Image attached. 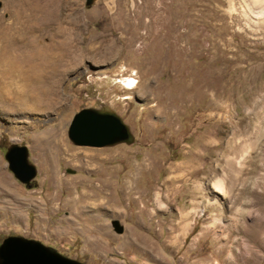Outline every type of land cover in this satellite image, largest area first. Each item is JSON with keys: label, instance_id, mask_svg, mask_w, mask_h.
I'll list each match as a JSON object with an SVG mask.
<instances>
[{"label": "rangeland", "instance_id": "rangeland-1", "mask_svg": "<svg viewBox=\"0 0 264 264\" xmlns=\"http://www.w3.org/2000/svg\"><path fill=\"white\" fill-rule=\"evenodd\" d=\"M9 1L0 33L15 21ZM44 1L56 16L42 13L47 24L22 41L49 44L61 25L74 62L51 105L31 110L34 86L19 81L24 103H0V240L34 239L84 264H264V25L249 26L238 0ZM102 106L133 141L73 144V113ZM50 133L62 147L43 141ZM11 143L36 168L28 187L7 168ZM65 147L96 154L99 171Z\"/></svg>", "mask_w": 264, "mask_h": 264}, {"label": "bare ground", "instance_id": "bare-ground-1", "mask_svg": "<svg viewBox=\"0 0 264 264\" xmlns=\"http://www.w3.org/2000/svg\"><path fill=\"white\" fill-rule=\"evenodd\" d=\"M48 1L50 0H46L44 3ZM11 2L15 5V8L11 10L13 14L12 16L15 19V25L12 23L13 25L8 26V30H4L3 28V30L6 31L5 33H0V103L2 105H6V103L12 104L11 100L15 99L24 103L22 100H25V95L19 94L20 92H15V88H12V85L14 83L17 84L16 81H19L26 87L31 88V86H34L31 91L28 89L29 92L25 93L28 95V99L30 97L35 99L31 104V110L41 107L44 108L55 101L53 95H57V89L54 84H56V80H59L56 78L63 74L64 70L70 68L74 62V59L72 60V58L75 55L71 50L72 39H70V30L67 32L63 26L60 25L58 30L53 34L52 40L49 44H42L34 39H30L24 43L22 40L26 38L24 35L26 34L25 29L27 27L28 29H31L38 25L39 28L42 29L46 20L48 23V19L56 16V13L53 12V10L52 12H49L48 10L50 8L47 10L46 3H42L41 5L40 0L9 1L10 4ZM238 3L242 15H244L243 18H246L249 26L254 25L252 28H256V25H264V0H238ZM48 5L50 4L48 3ZM42 13L47 14L46 20L45 18L42 19V17H40V15H44ZM37 17L39 18L38 20ZM11 29L16 32L15 35L11 33ZM125 81H127L129 88H133V83L135 81L132 78L127 77L125 78ZM21 84L19 85L21 86ZM123 84L126 86V83ZM22 89L20 87L19 90ZM11 92L15 94L12 98H10L12 94ZM18 105L19 103H17V107ZM42 139L43 141L51 139V142L57 148L62 147V142L57 141L54 138L53 133H50L46 137L43 135ZM64 153L68 154L75 160L80 161V159H82L80 163H84L90 167L88 169L93 170L94 172L99 171L94 163V158L97 157L96 154L72 152L68 147L64 148ZM218 182L216 184L218 188L220 187V184L223 186V183L219 184ZM89 185L91 184L89 183ZM1 187L4 188L3 185ZM108 187L109 184L106 183L105 180H102L98 188L101 190ZM5 191H7L6 187L4 188V192ZM216 191L219 192L217 189Z\"/></svg>", "mask_w": 264, "mask_h": 264}, {"label": "water", "instance_id": "water-1", "mask_svg": "<svg viewBox=\"0 0 264 264\" xmlns=\"http://www.w3.org/2000/svg\"><path fill=\"white\" fill-rule=\"evenodd\" d=\"M92 0H85L91 4ZM67 137L79 146L102 147L133 141L127 124L107 106L81 108L73 113L67 127ZM7 168L20 183L29 186L35 177L36 168L28 159L25 145L11 143L4 154ZM116 233L122 231L116 220L111 221ZM0 264H84L68 258L52 247L20 235H8L0 240Z\"/></svg>", "mask_w": 264, "mask_h": 264}, {"label": "built area", "instance_id": "built-area-1", "mask_svg": "<svg viewBox=\"0 0 264 264\" xmlns=\"http://www.w3.org/2000/svg\"><path fill=\"white\" fill-rule=\"evenodd\" d=\"M134 83H135V82H134ZM134 83H133V84H134Z\"/></svg>", "mask_w": 264, "mask_h": 264}]
</instances>
